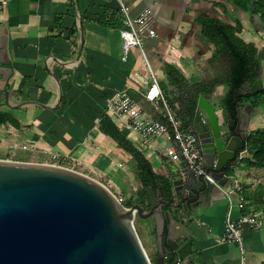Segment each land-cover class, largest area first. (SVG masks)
<instances>
[{"label":"crops","instance_id":"0c3cea01","mask_svg":"<svg viewBox=\"0 0 264 264\" xmlns=\"http://www.w3.org/2000/svg\"><path fill=\"white\" fill-rule=\"evenodd\" d=\"M121 4L132 16L149 10L150 27L156 32L155 36L145 33L142 49L132 47L125 58L118 27L97 21L107 8L120 9ZM201 13L229 23L240 22L238 35L254 44L259 62L258 76L241 91L264 88V25L229 0L0 2V89L9 91L12 104L33 100L45 105L27 104L11 109L4 104L22 124L19 128L11 126L12 133L63 162L77 163L81 172L95 179L106 178L110 184L115 183L112 176L117 167L124 169L131 162L134 166L136 159L99 129V119L108 115L162 175L159 181L168 194V174L159 155L174 145L172 137L142 143L130 126L106 111V102L116 92H124L148 117L160 119L164 117L161 105L144 97L152 80L150 72L166 78L164 64L168 63L188 83H194L208 81L228 70V57L213 56L212 42L199 31L195 18ZM218 88L216 85L211 95ZM205 96L210 102V96ZM216 112L223 115L221 103ZM249 117L248 132L264 129V104L251 105ZM249 156L247 150L241 153V159L228 168L223 184L225 188L229 186V175L241 181L244 200L239 206L236 194L232 195L233 218L253 210L264 213V167L247 165L245 159ZM227 206L223 190L213 185L186 215L177 213L174 233L183 231L191 236L194 264H264V219L258 229L241 230V250L237 243L221 240Z\"/></svg>","mask_w":264,"mask_h":264},{"label":"water","instance_id":"95a60500","mask_svg":"<svg viewBox=\"0 0 264 264\" xmlns=\"http://www.w3.org/2000/svg\"><path fill=\"white\" fill-rule=\"evenodd\" d=\"M168 87L178 95L175 85ZM245 87L235 92L234 107L222 122L202 92L196 96L193 115L174 107L198 138L205 172L219 182L226 178L225 168L246 151L251 104L237 99ZM60 95L58 90V100ZM1 97L11 109L45 106L33 100L12 104L6 88L0 89ZM159 156L168 174V194L157 181L155 188H145L144 202L132 195L128 206L105 184L76 169L0 159V264H151L133 226L135 214L155 216V264H194L192 238L183 231L174 233V222L178 212L186 215L201 202L213 183L195 175L180 153L179 163L168 154Z\"/></svg>","mask_w":264,"mask_h":264},{"label":"trees","instance_id":"16d2710c","mask_svg":"<svg viewBox=\"0 0 264 264\" xmlns=\"http://www.w3.org/2000/svg\"><path fill=\"white\" fill-rule=\"evenodd\" d=\"M236 7L242 9L252 16V19H260V24L264 23V0H229ZM215 5H221L220 2L214 1ZM259 18H256V17ZM196 21L199 24V31L203 37L210 40L216 45L215 55H225L228 57L229 68L223 78L213 77L208 81H200L188 83L183 75L175 68V66L165 63L164 70L166 73V83H172L178 89V95H174L166 84L162 85V91L171 105L177 101L179 107L188 115H193L195 108V99L198 93L209 95L213 92L218 84H225L227 90L221 99L224 115L227 111H232L235 98V92L242 84H251L259 72V62L256 58V47L251 42H245L238 33L241 30V24L238 20L235 23H229L222 19L212 16L208 13H201L196 16ZM97 21L103 25L121 27L123 24V14L120 9L107 8L102 15L97 18ZM171 96L167 94V92ZM240 104L250 103L253 106L264 104V88L256 91H248L237 97ZM160 120L166 121L165 116H161ZM10 124L15 128L21 127V122L4 106L0 101V125ZM99 129L110 136L117 145L126 153L135 157L134 176L139 183L137 192H133L127 199L125 204H131L132 195L140 202L146 200V187L157 186V181L162 178V175L157 173L151 162L147 159L144 153L138 149L131 140H129L116 126L113 120L108 115H103L98 121ZM246 150L250 153L246 157L247 165L264 167V129L253 130L247 133ZM238 158V160H240ZM229 168V167H228ZM225 168V175L229 170ZM228 176V175H227ZM227 178L221 180V183H226ZM166 208V207H163Z\"/></svg>","mask_w":264,"mask_h":264},{"label":"built area","instance_id":"2783aa9c","mask_svg":"<svg viewBox=\"0 0 264 264\" xmlns=\"http://www.w3.org/2000/svg\"><path fill=\"white\" fill-rule=\"evenodd\" d=\"M0 2L5 3L6 0H0ZM120 11L123 14V24L118 30L121 36L122 58H125L132 47L142 49L145 33L155 36L156 32L150 27L152 17L149 10L144 9L139 14L132 16L128 13L126 6L121 4ZM150 73L152 80L144 93V97L156 105H161L166 121L148 117L142 108L124 92H116L107 100L106 111L130 126L142 143L146 144L152 139L163 136L172 137L174 145H170L166 149V154L172 160L178 161L180 153L195 175H202L211 181L213 185L223 190L228 206L221 240L235 242L242 250L241 230L244 227L250 229L260 228L264 213L253 210L242 213L237 218H233L230 215L232 195L236 194L239 206H242L244 200L240 179L229 175V186L225 188L223 183L213 179L208 172H205V164L197 136L182 123L175 112L174 106L165 97L158 80L152 72ZM3 134H6V132H3ZM12 136V140H7L4 135H0V147H5L2 155L0 154V159L25 161L17 158L19 151L35 148L36 145L17 138L14 133H12ZM43 163L62 165L77 170V163L58 161L55 154H49L47 160L43 161Z\"/></svg>","mask_w":264,"mask_h":264},{"label":"rangeland","instance_id":"374dc122","mask_svg":"<svg viewBox=\"0 0 264 264\" xmlns=\"http://www.w3.org/2000/svg\"><path fill=\"white\" fill-rule=\"evenodd\" d=\"M212 48L213 52H216V45L212 43ZM216 56V55H215ZM225 70L223 73L219 74L216 77L223 78L226 74ZM156 78L158 79L159 83L161 85L167 86V88L170 90L168 87V84L166 83V78H161L159 74L156 73ZM219 88L216 90V92L210 96V103L213 105L215 110L217 111L218 107L220 106L221 99L223 95L225 94L227 90V86L225 84H218ZM171 91V90H170ZM168 96L171 94L169 91L167 92ZM174 104L176 106L178 105V102L175 101ZM219 118L223 116L224 117V112L223 115H219ZM220 122H222L220 120ZM13 128L11 127L10 124H4L0 125V135H4V137L7 140H12V130ZM3 132H6V134H3ZM5 147H0V154L2 155V152H4ZM49 154L45 151H42L38 147L32 148V149H27V150H20L18 153L17 158L25 160V161H32V162H43L47 160V156ZM58 161H61L57 157ZM132 161V160H131ZM129 167V168H128ZM78 171H81L78 166L76 167ZM123 168V167H122ZM90 176V175H89ZM114 179L115 183H107L106 178H101L97 179L98 181L102 182L105 184L111 192L117 197V199L123 204L126 205V199L130 196V191L131 193L137 192L139 189V183L134 177V166L133 162H131L129 165L124 167V169L118 168L116 169V174L112 176ZM127 206V205H126ZM133 226L137 232V235L140 239V242L149 258V261L151 264H155V258L157 254V240H156V219L154 215H150L149 217L146 218H140L137 214H135L133 218Z\"/></svg>","mask_w":264,"mask_h":264},{"label":"flooded vegetation","instance_id":"af4514ba","mask_svg":"<svg viewBox=\"0 0 264 264\" xmlns=\"http://www.w3.org/2000/svg\"><path fill=\"white\" fill-rule=\"evenodd\" d=\"M156 256H157V254H156Z\"/></svg>","mask_w":264,"mask_h":264}]
</instances>
